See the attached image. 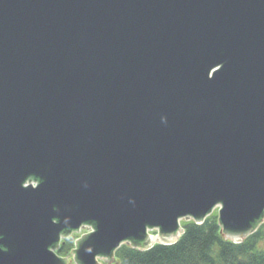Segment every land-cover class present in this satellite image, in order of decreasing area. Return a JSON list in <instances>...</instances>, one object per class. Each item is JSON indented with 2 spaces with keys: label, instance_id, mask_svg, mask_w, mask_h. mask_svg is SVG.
<instances>
[{
  "label": "water",
  "instance_id": "95a60500",
  "mask_svg": "<svg viewBox=\"0 0 264 264\" xmlns=\"http://www.w3.org/2000/svg\"><path fill=\"white\" fill-rule=\"evenodd\" d=\"M217 206L234 243L264 222V0H0V264L83 227L76 264L111 263Z\"/></svg>",
  "mask_w": 264,
  "mask_h": 264
},
{
  "label": "trees",
  "instance_id": "16d2710c",
  "mask_svg": "<svg viewBox=\"0 0 264 264\" xmlns=\"http://www.w3.org/2000/svg\"><path fill=\"white\" fill-rule=\"evenodd\" d=\"M181 226L184 231L173 244L139 249L124 243L104 264H264V222L240 243L225 239L214 212L201 224L183 220ZM74 242L72 236L62 239L56 253L67 256Z\"/></svg>",
  "mask_w": 264,
  "mask_h": 264
},
{
  "label": "rangeland",
  "instance_id": "374dc122",
  "mask_svg": "<svg viewBox=\"0 0 264 264\" xmlns=\"http://www.w3.org/2000/svg\"><path fill=\"white\" fill-rule=\"evenodd\" d=\"M218 209H219V206H217L216 208H214L213 212L214 213H217L218 212ZM90 231H91V228L90 227H83L79 231H77L76 233H73L70 236L74 237V241H75V240H77L78 238H80L81 236H83L84 234H86V233H88ZM262 246L264 247V240H263ZM71 252L67 256H63V257H66L67 258V264H76V262H75V260L73 258V255L71 254Z\"/></svg>",
  "mask_w": 264,
  "mask_h": 264
},
{
  "label": "flooded vegetation",
  "instance_id": "af4514ba",
  "mask_svg": "<svg viewBox=\"0 0 264 264\" xmlns=\"http://www.w3.org/2000/svg\"><path fill=\"white\" fill-rule=\"evenodd\" d=\"M29 180H32V178H30Z\"/></svg>",
  "mask_w": 264,
  "mask_h": 264
}]
</instances>
